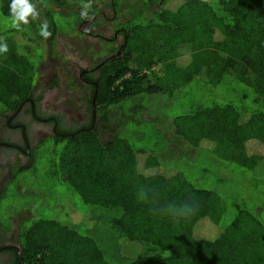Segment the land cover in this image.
Returning a JSON list of instances; mask_svg holds the SVG:
<instances>
[{
  "label": "trees",
  "instance_id": "obj_1",
  "mask_svg": "<svg viewBox=\"0 0 264 264\" xmlns=\"http://www.w3.org/2000/svg\"><path fill=\"white\" fill-rule=\"evenodd\" d=\"M29 2L16 28L0 0V134L58 37L95 35L101 76L97 123L38 142L0 195L35 199L23 264H264V0Z\"/></svg>",
  "mask_w": 264,
  "mask_h": 264
},
{
  "label": "flooded vegetation",
  "instance_id": "obj_2",
  "mask_svg": "<svg viewBox=\"0 0 264 264\" xmlns=\"http://www.w3.org/2000/svg\"><path fill=\"white\" fill-rule=\"evenodd\" d=\"M115 37V41H120L117 35ZM58 38L55 45V58L43 64L41 68L43 71L49 69L52 76H49L41 85L38 82L33 94L22 103L19 109L6 117L2 126L0 134V195L6 182L11 178L13 170L24 169L30 165L34 148L38 142L48 137L62 138L75 135L78 132L73 133L74 130L89 124L95 125L99 120L96 103L93 99L92 84L101 76V65L92 64L93 59L90 54L87 55L88 64L86 66L81 65L77 57L72 58L69 52L59 54ZM95 38L96 36L93 34H84V36L78 37L74 44L77 47L84 44L83 47L86 49L90 43L94 42L95 44ZM64 45L68 51L71 49L67 44L64 43ZM87 48L89 50L91 46ZM52 62L55 64L50 66ZM40 75L42 74L40 73ZM56 77H58L57 85ZM69 77L71 79L76 77L78 85L82 88L81 92L84 93L80 98L82 101L81 110L75 111L82 119L77 120L72 117L73 109L61 107V110L54 111L50 107L51 99L57 95L55 92H59L62 85L65 90L75 89L77 86L74 84L73 88L69 87L73 86V84L66 83ZM59 83H61L60 86ZM14 222L15 220H13L12 228L9 231L0 225V264H19L18 248L20 245L17 241V228L21 223Z\"/></svg>",
  "mask_w": 264,
  "mask_h": 264
},
{
  "label": "rangeland",
  "instance_id": "obj_3",
  "mask_svg": "<svg viewBox=\"0 0 264 264\" xmlns=\"http://www.w3.org/2000/svg\"><path fill=\"white\" fill-rule=\"evenodd\" d=\"M66 18H61L58 23H60L62 26L66 27V24L65 22H71V19H68L66 20ZM0 21H3L5 22L4 19L1 18V12H0ZM5 24H8V22H5ZM30 32H32L30 30ZM31 34V33H30ZM59 41H58V53H65V52H69L70 56L73 58V57H77L79 59V62L81 65L83 66H86L88 64V59H87V55L89 56V50H88V46H94V42L90 43L86 49L83 47L84 44H82L80 47L78 46H75V44L73 42H70L68 38L66 37H62L60 36V38H58ZM67 44L68 46L71 47V49H67V47L64 45ZM43 52L45 50L44 47H42ZM1 54V52H0ZM39 55L40 52L38 53ZM55 62H52L50 63V66L54 65ZM160 68V66L158 67H155L154 69H156V71H158V69ZM41 74L40 75V78H39V85H41L42 83H45V81L48 79V77L52 76L51 74V71L49 69L47 70H41ZM37 82V84H38ZM69 83V84H73V86H69L70 88H73L74 87V84H76L77 86L75 87V89H68V90H65L63 89V85L62 87L60 88V91L59 92H55L57 95L51 99V102H50V107L51 109H53L54 111H58V110H61V107H63V109H73L72 111L74 113H71L72 117L74 119H82V117H79L77 115V113L75 112L76 110L77 111H80L81 110V100L80 98L83 96V92H81V87L78 85V80L76 79V77H74V79H70V80H67L66 83ZM61 85V83H59V86ZM68 87V88H69ZM57 91V90H56ZM52 110V111H53ZM80 125V124H78ZM248 148L249 149H252L254 151H262L263 148L261 149V145L258 144V143H255V142H252V143H249L248 145ZM185 164H183L184 166ZM26 183V179L24 177V175H21V178H20V184H25ZM23 196H22V195ZM21 196H18L16 195L17 197H13V199H9V200H3L2 201V204H1V207H0V215L1 217L3 218L4 220V217H5V209L9 206L12 208V212L13 213H18V216L14 219L15 222L14 223H21L22 221L26 220V219H29L31 218L32 214H30V212L26 211L24 208H27V205H35V199L33 196H30L28 197L27 199H25L26 195L29 194V191L27 189H23L22 192H21ZM24 194H26L24 196ZM12 203V204H11ZM1 218V219H2Z\"/></svg>",
  "mask_w": 264,
  "mask_h": 264
},
{
  "label": "clouds",
  "instance_id": "obj_4",
  "mask_svg": "<svg viewBox=\"0 0 264 264\" xmlns=\"http://www.w3.org/2000/svg\"><path fill=\"white\" fill-rule=\"evenodd\" d=\"M86 9L91 8V3L84 5ZM11 18L13 27L19 28L21 24H28L29 17L31 16L33 19L38 15L35 7L29 2V0H12L11 6ZM82 17H87V12H81ZM41 35L45 38L51 36V33L47 31L46 25L41 30ZM8 46L7 44L0 45V52H7Z\"/></svg>",
  "mask_w": 264,
  "mask_h": 264
},
{
  "label": "water",
  "instance_id": "obj_5",
  "mask_svg": "<svg viewBox=\"0 0 264 264\" xmlns=\"http://www.w3.org/2000/svg\"><path fill=\"white\" fill-rule=\"evenodd\" d=\"M19 256H20V260H19V264L23 263V258H22V249L19 247Z\"/></svg>",
  "mask_w": 264,
  "mask_h": 264
}]
</instances>
